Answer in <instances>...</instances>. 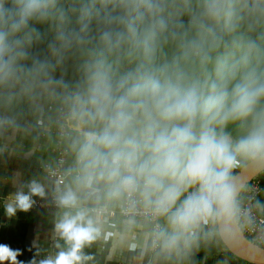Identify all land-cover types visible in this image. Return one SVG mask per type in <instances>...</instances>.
<instances>
[{"label": "clouds", "instance_id": "9594fccd", "mask_svg": "<svg viewBox=\"0 0 264 264\" xmlns=\"http://www.w3.org/2000/svg\"><path fill=\"white\" fill-rule=\"evenodd\" d=\"M3 3L0 0V29L18 32L33 17L44 15L55 0H13L11 9ZM133 6L153 11L150 0H134ZM205 12L211 19L230 18L232 0H206ZM6 34L0 31V72L9 68ZM91 81L87 98L78 101L84 114L102 126L83 133L77 157L81 187L95 191L103 183L113 199L139 191L155 216L167 217L172 231L168 246L181 236L194 235L201 225L235 215L231 173L239 166L238 157L264 161V124L235 142L223 129L254 112L264 98V82L246 80L229 91L215 82L184 86L145 76L124 78L114 86L103 60L97 61ZM28 188V193L17 191L8 198L9 218L17 211L28 212L32 197L45 195L36 181ZM185 193L189 194L177 205ZM57 203L64 212L55 231L68 248L39 264H83L88 259L83 249L96 238L97 229L71 188ZM20 254L0 245V264H23L17 259ZM30 264H36L35 259Z\"/></svg>", "mask_w": 264, "mask_h": 264}, {"label": "trees", "instance_id": "16d2710c", "mask_svg": "<svg viewBox=\"0 0 264 264\" xmlns=\"http://www.w3.org/2000/svg\"><path fill=\"white\" fill-rule=\"evenodd\" d=\"M133 5L134 0H55L44 15L33 17L20 31H0L17 41L39 44L47 60L53 52L61 70L57 82L67 97L74 91L87 98L99 60L114 85L124 78L145 76L184 86L215 82L229 91L246 80L264 82V0L257 5L232 0L231 17L218 20L206 15V0H163L150 17ZM3 7L13 8V0H4ZM201 16L219 31L201 25L196 20ZM255 27L258 41L251 49L248 34ZM57 103L72 106L66 97ZM258 104L264 109V98ZM223 131L235 141L249 135L243 118ZM72 158L73 149L70 167Z\"/></svg>", "mask_w": 264, "mask_h": 264}, {"label": "crops", "instance_id": "0c3cea01", "mask_svg": "<svg viewBox=\"0 0 264 264\" xmlns=\"http://www.w3.org/2000/svg\"><path fill=\"white\" fill-rule=\"evenodd\" d=\"M6 43L11 52L6 57L8 70L0 72V245L18 249L21 254L17 258L24 264H30L33 259L39 264L41 260L54 257L68 248L55 231L64 210L52 213L17 211L9 218L5 204L17 191L28 193L32 181L43 186L44 197L51 195L52 181L39 166L53 161L52 150L57 139L47 127H37L36 121L40 118L47 120L48 104H58V98L66 96V93L56 92L55 87L59 85L45 76L43 68L18 64L19 55H31L26 48L31 45L29 42L6 37ZM71 103L72 106L68 107L75 110L78 127L71 145L73 158L66 190L71 188L76 192L80 206L88 211L97 229L96 238L83 249V254L88 257L83 264H250L227 250L220 239L217 221L201 225L194 235L181 236L176 244L168 246L172 231L167 217L163 216L160 245L156 252H151L152 224L149 221L124 219L119 215L109 218L95 216L92 209L102 207L113 210L122 196L109 198L103 183L96 185L95 191L77 183L81 174L77 157L83 133L98 131L102 125L84 114L80 102L77 107ZM262 181L263 193L258 205L264 216V177ZM180 202L181 198L177 205Z\"/></svg>", "mask_w": 264, "mask_h": 264}, {"label": "built area", "instance_id": "2783aa9c", "mask_svg": "<svg viewBox=\"0 0 264 264\" xmlns=\"http://www.w3.org/2000/svg\"><path fill=\"white\" fill-rule=\"evenodd\" d=\"M48 119L40 118L36 121L39 128L47 127L49 132L56 137V146L52 153L55 156L53 161L43 163L39 169L44 171L52 181V192L49 197L34 196L32 208L26 212H58L62 208L58 206V197L66 191L67 181H69V155L72 141L76 137L77 120L76 112L72 107L58 105L55 102L49 103L46 108ZM239 166L232 172H239L243 167L240 157ZM195 189H189V193ZM93 191V190H92ZM189 193L181 196V201ZM263 193V181L261 177H256L248 183L242 193L236 199V218L238 224L245 235L254 243L264 247V216H262L258 199ZM95 216L100 218L119 215L124 219L147 220L152 224L151 252H156L160 245V232L162 230V217L155 216L151 206L146 205L140 192H134L129 196L125 193L115 209L96 207L92 209Z\"/></svg>", "mask_w": 264, "mask_h": 264}, {"label": "rangeland", "instance_id": "374dc122", "mask_svg": "<svg viewBox=\"0 0 264 264\" xmlns=\"http://www.w3.org/2000/svg\"><path fill=\"white\" fill-rule=\"evenodd\" d=\"M163 0H151V4L153 6V11L160 8ZM253 5H257L259 0H252ZM144 13L146 14L147 17H150V13H148L144 8H142ZM201 25L206 27L208 30L215 32L219 31V29L215 26L214 22L211 21L209 18L205 16H201L198 19H196ZM248 39H249V44L251 49H253L254 45L258 41V32L257 28L255 27L252 29L249 34H248ZM17 41V40H16ZM28 45L26 46L27 51L30 50L31 55L27 57L26 56H18V64L22 66H34V67H39L44 69L45 76L53 81V83L58 84V87L56 88V92H60L62 95L65 94L67 91L63 89V86L57 82V77L59 75L60 70V65L57 63L55 60V54L52 52L51 53V58L46 59L45 55L43 52L40 50V46L37 43L29 42ZM32 44H37V45H32ZM25 45V44H24ZM261 48L263 49L262 51V62L264 63V44H261ZM28 60H27V59ZM61 85V86H60ZM114 85V84H113ZM115 86V85H114ZM66 97L69 101L74 103V106L77 107L79 104L78 97L80 99H85L84 94H77L74 91H71L69 93V97L62 96L61 98ZM243 121L246 123L247 129L249 133L256 127H259L260 125L264 124V109L260 104L256 105V108L254 109V112L249 115L248 117L243 118ZM242 162L244 165L248 163L250 160L241 158ZM243 165V166H244ZM260 177L263 179L264 173L260 175Z\"/></svg>", "mask_w": 264, "mask_h": 264}, {"label": "water", "instance_id": "95a60500", "mask_svg": "<svg viewBox=\"0 0 264 264\" xmlns=\"http://www.w3.org/2000/svg\"><path fill=\"white\" fill-rule=\"evenodd\" d=\"M263 172L264 161L250 160L239 172L231 176V182L236 189V199L245 186ZM217 226L220 239L229 252L247 263L264 264V247L254 243L245 235L238 224L236 214L231 218L217 220ZM5 264L9 262L6 261Z\"/></svg>", "mask_w": 264, "mask_h": 264}]
</instances>
